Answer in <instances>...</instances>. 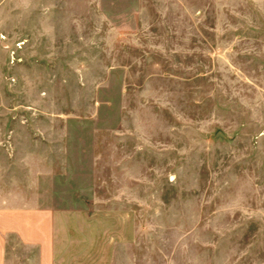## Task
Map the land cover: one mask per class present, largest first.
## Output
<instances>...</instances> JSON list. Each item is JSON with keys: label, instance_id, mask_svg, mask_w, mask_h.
<instances>
[{"label": "rangeland", "instance_id": "1", "mask_svg": "<svg viewBox=\"0 0 264 264\" xmlns=\"http://www.w3.org/2000/svg\"><path fill=\"white\" fill-rule=\"evenodd\" d=\"M0 263L264 264V0H0Z\"/></svg>", "mask_w": 264, "mask_h": 264}, {"label": "crops", "instance_id": "2", "mask_svg": "<svg viewBox=\"0 0 264 264\" xmlns=\"http://www.w3.org/2000/svg\"><path fill=\"white\" fill-rule=\"evenodd\" d=\"M0 264H8V263H0Z\"/></svg>", "mask_w": 264, "mask_h": 264}]
</instances>
